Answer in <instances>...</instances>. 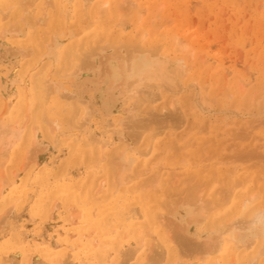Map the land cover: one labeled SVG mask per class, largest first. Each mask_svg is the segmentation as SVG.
<instances>
[{"label":"rangeland","instance_id":"obj_1","mask_svg":"<svg viewBox=\"0 0 264 264\" xmlns=\"http://www.w3.org/2000/svg\"><path fill=\"white\" fill-rule=\"evenodd\" d=\"M19 1L0 0V127L12 120L18 126L28 120L29 127L24 124L23 136L8 151L0 143L5 155L0 156V264H49L47 256L53 253L55 259L73 264H223L224 244L217 254L197 256L179 250L171 236L183 224H193L183 231L194 243L216 234L209 217L193 222L184 204L197 189L196 195L213 201L209 206L221 222L240 206L233 208L231 202L240 203L251 192H258L255 205L264 206V0H109L105 7L103 0H92L87 12L80 0ZM94 8L103 17L83 31V21L97 14ZM23 14H33V24L25 23ZM10 24L20 25L21 33L6 31ZM134 46L149 75L155 72L146 80L120 72L119 55L128 58ZM33 135L36 154L28 145ZM118 166L130 169L134 178L119 183ZM159 169L162 185L151 190L148 181ZM81 193L89 198L86 208L92 207L93 219L87 225L82 218L80 229L69 223L66 204ZM53 200H60L59 208L51 212ZM161 219L174 227L163 228ZM141 240L144 246L138 249ZM256 249L257 244L231 253L228 264Z\"/></svg>","mask_w":264,"mask_h":264},{"label":"bare ground","instance_id":"obj_2","mask_svg":"<svg viewBox=\"0 0 264 264\" xmlns=\"http://www.w3.org/2000/svg\"><path fill=\"white\" fill-rule=\"evenodd\" d=\"M21 1V0H20ZM19 1V2H20ZM23 1V0H22ZM34 1H36V0H33V3H34ZM44 1V0H43ZM49 1V0H48ZM47 1V2H48ZM81 2V4H83L82 6L84 7L83 8V11L85 10L86 12L88 11L87 9L89 8V6H88V8H87V6L86 5H88L89 3H90V1H92V0H80ZM101 1V0H100ZM125 1V0H124ZM132 1V0H131ZM137 1V0H136ZM26 2H30V0H28V1H26ZM31 2H32V0H31ZM30 2V3H31ZM103 2V3H102ZM108 2H109V0L107 1V0H103V1H101V3H102V5L101 6H103V7H105L104 5H106L107 6V4H108ZM111 3L113 2V1H110ZM115 2V1H114ZM9 3V5L8 6H10V2H8ZM7 3V4H8ZM18 3V2H17ZM29 3V4H30ZM46 3V2H45ZM45 3H43L42 2V4H44L45 5ZM97 3V4H98ZM124 3V2H123ZM132 3H134L133 1H132ZM21 4V3H20ZM41 4V5H42ZM48 4H51V3H49L48 2ZM98 4V5H99ZM113 4V3H112ZM120 4H122V2L120 3ZM125 4V3H124ZM136 4V3H135ZM141 4V3H140ZM26 3L25 4H23V6H25L26 7ZM52 5V4H51ZM90 5V4H89ZM99 5V6H100ZM126 5V4H125ZM134 4H132V6H133ZM22 5H19V7H21ZM23 6H22V8H23ZM30 6V5H29ZM46 6V5H45ZM44 6V7H45ZM85 6H86V8H85ZM131 6V7H132ZM137 6V5H136ZM142 6V5H141ZM24 7V8H25ZM96 7V6H95ZM116 7H119L118 5L116 6ZM4 8V7H3ZM10 9H11V7H9ZM21 8V9H22ZM26 8H28V7H26ZM47 8V7H46ZM97 8V7H96ZM96 8H94V10H95V13H96V11H97V14L95 15V16H91L90 18L88 17L85 21H83L84 22V24L82 23V25L81 26H83L85 29H83V31L84 30H86V29H88L89 27H91V26H95V24L100 20L99 19V15H100V13L101 12H98L99 11V9L98 10H96ZM126 8V7H125ZM124 8V9H125ZM133 8V7H132ZM137 8V7H136ZM90 9V8H89ZM103 9V8H102ZM106 9V8H105ZM133 9H135V8H133ZM133 9H131V11L133 10ZM138 9H140V7H138ZM3 10V9H2ZM26 10V9H25ZM32 10V9H31ZM46 10V9H45ZM93 10V11H94ZM127 10V9H126ZM21 11H24V10H21ZM102 11V10H101ZM128 11H130L129 10V8H128ZM139 11V10H138ZM140 11L141 12H139V13H142L143 11H142V9H140ZM9 12V11H8ZM7 12V13H8ZM42 12H44V11H42ZM41 12V13H42ZM29 14H30V11L28 12ZM32 13V12H31ZM104 13V15H105V12H103ZM106 13H108V12H106ZM132 13V12H131ZM44 14H46V13H44ZM43 14V15H44ZM82 14V13H81ZM87 14V13H86ZM136 14V13H135ZM42 15V14H41ZM41 15L39 14L38 16H40L41 17ZM52 15V14H51ZM151 15V14H150ZM19 16V15H18ZM23 16H24V14H23ZM27 16H29L28 14H27ZM31 16H33V14L31 15ZM31 16L30 17H23V18H21V19H23V21L26 23V22H32V19H31ZM100 16H102L103 17V15L101 14ZM21 17H22V14H21ZM86 17V16H85ZM136 17V16H135ZM139 17V16H138ZM1 18H2V16H1ZM101 18V17H100ZM4 19V18H3ZM102 19V18H101ZM153 19H154V17H153ZM35 20V19H34ZM88 20H89V22H88ZM20 21H22V20H20ZM38 20H36V22H37ZM42 21V20H41ZM44 21V20H43ZM15 22H17V21H15ZM18 22H19V20H18ZM41 23V22H40ZM43 23V22H42ZM123 23V22H122ZM18 24V23H17ZM17 24H10V26L12 27V28H10V26H8V28L9 29H7L6 31H14V35L16 34V35H18L19 33H21L20 32V28L21 27H19ZM27 24H29V23H27ZM32 24H33V22H32ZM34 24H35V22H34ZM45 24V23H44ZM121 24V23H120ZM24 25V24H23ZM23 25H22V27H23ZM29 25H31V24H29ZM37 25V24H36ZM85 25V26H84ZM118 25V24H117ZM123 24H121V26H122ZM6 26V25H5ZM40 26V25H39ZM78 26H80V25H78ZM124 26V25H123ZM149 26H151V25H149ZM2 26H0V29H1V31H2V29L3 28H1ZM125 27V26H124ZM19 28V29H18ZM34 28V27H33ZM79 28V27H78ZM96 29V28H95ZM94 29V30H95ZM75 30V29H74ZM80 30V29H79ZM5 31V32H6ZM21 31L23 32L24 30L23 29H21ZM80 31H82V29L80 30ZM79 31V32H80ZM76 32V31H75ZM78 32V33H79ZM123 32V31H122ZM12 33V32H11ZM81 33V32H80ZM79 33V34H80ZM97 33V32H96ZM5 34V33H4ZM6 34H7V32H6ZM33 34V33H32ZM60 34V33H59ZM75 34V33H74ZM77 34V33H76ZM78 34V35H79ZM86 34H88L87 33V31H86V33H85V35ZM13 35V34H12ZM55 35V34H54ZM84 35V36H85ZM143 35H146V32L144 31V33L142 34V36ZM22 36V35H21ZM188 36V35H187ZM192 36V35H191ZM14 37H16V36H14ZM190 37V36H189ZM1 38H3L2 36H1ZM141 38H143V37H141ZM176 40H174L173 42H174V44L176 43V41H177V44H178V40H177V38H175ZM188 39V38H187ZM190 39V38H189ZM36 40V39H35ZM49 40H52L51 38H49ZM172 40V39H171ZM182 41H184V40H182ZM46 42L48 43V41L46 40ZM45 42V43H46ZM88 42V41H87ZM86 42V43H87ZM196 42H198V41H196ZM46 43V44H47ZM86 43H85V45H86ZM184 43V44H183ZM49 44V43H48ZM88 44V43H87ZM180 44H181V42H180ZM182 44L183 45H185L184 47L186 48V46L188 45H186L185 44V41L184 42H182ZM51 45V44H50ZM84 45V46H85ZM105 45H106V43H105ZM29 46V45H28ZM47 46V45H46ZM104 46V45H103ZM179 46V45H178ZM2 47V46H1ZM45 47V46H44ZM48 47V46H47ZM86 47V46H85ZM98 47V46H97ZM100 47V46H99ZM115 47V46H114ZM123 47V46H122ZM135 47V46H134ZM137 47H139V46H137ZM7 48H9V47H7ZM7 48H6V50H7ZM29 48V47H28ZM183 48V47H182ZM17 49V48H16ZM24 49V48H23ZM22 49V50H23ZM45 49V48H44ZM104 49V48H103ZM112 49H114L115 50V52H117V50H116V48H112ZM132 49V48H131ZM137 48L135 47V49H133L132 50V55L131 56H129L128 58L126 57H122L121 56V54L119 55V61H120V72L121 73H123L122 75H124L125 73H127V72H130V73H132L133 75H135V74H140L141 76H142V79H144V80H146L147 79V77L149 76H151V74L152 75H155V72L153 71V73H151V71H150V75H149V73L147 72V70L145 69L146 68V66H145V63H144V61L142 60V59H140L139 58V55H137V54H139V52L136 50ZM145 49V48H144ZM143 49V50H144ZM178 49V48H177ZM9 50V49H8ZM25 50H27V48L25 49ZM78 50V49H77ZM85 50V49H84ZM87 50V49H86ZM105 50V49H104ZM140 50V49H139ZM156 50V49H155ZM29 51H31V50H29ZM71 51V50H70ZM83 51V50H82ZM124 51H127V49L126 50H124ZM149 51V50H148ZM147 51V52H148ZM22 52V51H21ZM24 52V51H23ZM45 52H46V50H45ZM114 51L112 50L111 52H110V54L111 53H113ZM150 52V51H149ZM149 52H148V54H149ZM25 53H28V51H26V52H24V53H22L23 55L25 54ZM71 53V52H70ZM76 53H77V51H76ZM128 53V52H127ZM141 53V52H140ZM150 53H157V52H150ZM4 54V53H3ZM30 54V53H29ZM34 54V53H33ZM83 54V53H82ZM26 55V54H25ZM32 55V54H31ZM90 55V54H89ZM29 56V55H28ZM80 56V55H79ZM78 56V57H79ZM85 56V55H84ZM86 56H88V55H86ZM117 57V56H116ZM85 58V57H84ZM118 58V57H117ZM80 59V58H79ZM83 59V58H82ZM127 59V60H126ZM86 60H87V58H86ZM90 60V59H89ZM185 60H187V59H185ZM184 60V58L182 59V58H180L179 57V60L178 61H185ZM82 61V60H81ZM117 61V60H116ZM84 62V61H83ZM88 62V61H87ZM87 62H85V63H83L84 64V66H85V64L87 63ZM92 62V61H91ZM100 62V61H99ZM90 62H88V64H89ZM103 63V62H102ZM180 63H183V62H180ZM75 64H77V63H75ZM79 64V63H78ZM83 64H81V66L79 67L80 69H83L82 68V65ZM93 64V63H92ZM87 65V64H86ZM94 65V64H93ZM186 65V64H185ZM78 66V65H77ZM107 66V65H106ZM181 66H184L183 64L181 65ZM190 66V65H189ZM91 67H92V65H91ZM75 68V67H74ZM107 68V67H106ZM103 69V68H102ZM102 69H101V73H103L102 72ZM104 70H105V68H104ZM107 70H108V68H107ZM74 72V71H73ZM105 72H107V71H105ZM108 72H110V71H108ZM181 72H183V71H181ZM187 72V71H186ZM40 74H42V73H40ZM94 74H96V73H94ZM99 75V74H98ZM40 76V75H39ZM45 76H46V74H45ZM94 76V75H93ZM96 76V75H95ZM102 76V75H101ZM100 76V77H101ZM36 77H38L37 75H36ZM99 78V77H98ZM38 79H35L34 81L36 82ZM92 80V79H91ZM94 80V79H93ZM102 80V79H101ZM123 80V79H122ZM41 81V80H40ZM101 82V81H100ZM111 82V81H110ZM121 82V81H120ZM124 82V81H123ZM128 82V81H127ZM37 83V85H38V82H36ZM42 83V82H41ZM40 83V84H41ZM133 83V82H132ZM132 83H126L125 85L126 86H130V84H132ZM44 84V83H43ZM244 84V83H243ZM46 85V84H45ZM120 85V84H119ZM123 85V84H122ZM38 86H40V85H38ZM37 86V87H38ZM118 86V85H117ZM49 87H50V85H49ZM48 87V88H49ZM54 87V86H53ZM120 86H118L117 87V89L119 88ZM145 87V86H144ZM152 87H154V86H152ZM158 87V86H157ZM36 88V87H35ZM111 88V95L113 96V97H115L116 95H117V90L115 91V89H116V86H112V87H110ZM126 89H127V87H125ZM44 89H45V86H44ZM155 89V88H154ZM23 90V89H22ZM52 90V89H51ZM50 90V91H51ZM55 90V89H54ZM157 90H158V88H157ZM34 91H36L37 92V90H34ZM47 91V90H46ZM119 91V90H118ZM146 92H147V90H145ZM144 90H143V92H145ZM152 92H153V88H152V90H151ZM122 92H124V91H122ZM155 92V91H154ZM48 93H49V89H48ZM104 93V92H103ZM149 93V92H148ZM147 93V94H148ZM47 94V93H46ZM49 94H51V93H49ZM49 94H48V96H49ZM140 94L141 93H139V96H140ZM147 94H143L144 96L145 95H147ZM155 93H154V97H155ZM157 95H158V92H157ZM35 96H36V94H35ZM42 96H44V95H42ZM152 96H153V93H152ZM152 96H149V99H150V101L152 100ZM159 96V95H158ZM141 97V96H140ZM151 97V98H150ZM153 97V98H154ZM71 98H73V96L71 97ZM103 98L105 99V98H107V94H105L104 96H103ZM157 98V97H156ZM155 98V99H156ZM159 98V97H158ZM140 99H142V98H140ZM140 99H138V101L140 100ZM147 99H148V97H147ZM148 99V100H149ZM174 99V98H173ZM175 100V99H174ZM173 100V101H174ZM46 101V100H45ZM48 101V100H47ZM46 101V102H47ZM138 101H137V103H138ZM152 101H154V99L152 100ZM151 101V102H152ZM172 101V102H173ZM39 102V101H38ZM136 102V101H135ZM141 102V101H140ZM143 102V101H142ZM141 102V103H142ZM172 102H170L171 104L170 105H173L172 104ZM137 103H136V105H137ZM2 105H3V103H2ZM8 105V104H7ZM6 105V103H5V106H7ZM38 105V104H37ZM139 105H141V104H139ZM20 106H21V104H20ZM138 106V105H137ZM23 107H24V105H23ZM22 108V107H21ZM139 108V107H138ZM87 109V108H86ZM140 109V108H139ZM262 109H264V104H262ZM3 110V109H2ZM261 110V109H260ZM3 111H5V110H3ZM8 111V110H7ZM22 111H24V110H22ZM80 111V110H79ZM137 111V110H136ZM44 113H45V111H44ZM78 114H79V112H77ZM15 114V113H14ZM176 114V113H175ZM24 115V114H23ZM43 116L45 115V114H42ZM139 115V114H138ZM169 116V115H168ZM176 117H177V115H175ZM27 117H28V115L26 116V119H27ZM46 117V116H45ZM85 117V116H84ZM132 117V116H131ZM151 117V116H150ZM28 118H30V117H28ZM34 118V117H33ZM42 118V117H41ZM40 118V119H41ZM47 118V117H46ZM18 119V118H17ZM16 119V120H17ZM22 119H24V118H22ZM35 119V118H34ZM148 119V118H147ZM171 119H173L172 117H171ZM175 119V118H174ZM45 120V119H44ZM51 120V119H50ZM135 120H136V118H135ZM150 120V119H149ZM28 121V120H27ZM27 121H26V123H23V126H18L17 125V122H14L13 123V120H12V124H9V123H11L10 121H8L9 123V125H7V127H5V128H3L5 125H6V123H4L3 124V122H2V124L4 125L2 128H3V130H2V128L0 129V135H1V149H3V148H5V150H7L8 148H10V147H12V145L15 143V140H18L19 138H21L22 136H23V132H22V129L24 128V126L25 125H27ZM131 121V120H130ZM134 121V120H133ZM142 121H143V119H142ZM174 121V120H173ZM21 122H22V120H21ZM36 122V121H35ZM50 122V121H49ZM141 122V121H140ZM145 122V121H144ZM144 122L142 123V124H144ZM29 123V122H28ZM43 123V122H42ZM51 123H53L52 121H51ZM1 124V125H2ZM25 124V125H24ZM38 124V123H37ZM46 124V123H45ZM139 124V123H138ZM146 124V123H145ZM20 125V124H19ZM43 125V124H42ZM52 126H53V124H51ZM51 125H50V128H52L51 127ZM28 126V125H27ZM141 126V125H140ZM29 127V126H28ZM31 127V126H30ZM38 127V126H37ZM142 127V126H141ZM53 128H54V126H53ZM144 128V127H143ZM48 129V128H47ZM139 129V128H138ZM2 130V131H1ZM44 130H46L45 129V127H44ZM54 130V129H53ZM143 130V129H142ZM33 131H34V128H33ZM137 131V130H136ZM49 132V131H48ZM138 132H139V130H138ZM137 132V133H138ZM31 133V132H30ZM47 133V132H46ZM54 133V132H53ZM135 133V132H134ZM48 134H50V133H48ZM52 135V134H51ZM140 135V134H139ZM170 135V134H169ZM34 136L35 135H33V137H32V139H30L31 141H30V143L31 144H28V145H31V151H33V153L35 152L33 149V147H32V144L34 145V143H35V140H34ZM137 136V135H136ZM136 136H134V137H136ZM25 138H27V137H25ZM93 138V137H92ZM28 139V138H27ZM170 141V140H169ZM90 142H92V141H90ZM132 142V141H131ZM150 142V141H149ZM148 142V143H149ZM29 143V142H28ZM92 143H94V141L92 142ZM128 143V142H127ZM151 143V142H150ZM161 143H162V141H161ZM91 144V143H90ZM163 144V143H162ZM167 144V143H166ZM26 145V144H25ZM26 146V147H29V146ZM96 146H97V144H95ZM101 145H103V144H101ZM127 146V145H126ZM25 147V148H26ZM41 147V146H40ZM45 147V146H44ZM150 148H151V146H149ZM148 147V148H149ZM167 147H168V145H167ZM13 148V147H12ZM37 149V148H36ZM165 149V148H164ZM168 149H169V147H168ZM4 150V149H3ZM25 150V149H24ZM23 150V151H24ZM26 150H27V148H26ZM98 151H99V153L101 152V150H102V148H99V149H97ZM169 150H171V149H169ZM8 151V150H7ZM121 151V150H120ZM148 151H150V149H148ZM148 151L144 154V156L148 153ZM164 151V150H163ZM6 152V151H5ZM97 152V151H96ZM27 153H28V151H27ZM31 153V152H30ZM32 153V155L31 156H29L30 157V159H31V157L34 155ZM141 153V152H140ZM158 153V152H157ZM165 153V152H164ZM168 153H169V151H168ZM3 154V151H2V153L0 152V156ZM24 154V153H23ZM29 154V153H28ZM35 154H36V152H35ZM98 154V152L95 154V155H97ZM4 155V154H3ZM8 155V154H7ZM20 155H22L21 153H20ZM25 155V154H24ZM27 155V154H26ZM99 155L100 154H98V157H99ZM117 155H118V153H117ZM153 155V154H152ZM5 156V155H4ZM7 158H8V156H6ZM24 157V156H23ZM116 158H114V160L116 161L117 160V162L118 161H120V157H119V155L118 156H115ZM1 158H5V157H1ZM97 158V157H96ZM113 158H111V159H113ZM6 159V158H5ZM24 159V158H23ZM29 159V158H28ZM102 159V158H101ZM4 160V159H3ZM25 160V159H24ZM32 160V159H31ZM97 160V159H96ZM139 160V159H138ZM29 161V160H28ZM32 162H33V160H32ZM35 162V161H34ZM95 162V161H94ZM96 162H98V161H96ZM116 162V163H117ZM145 162V161H144ZM36 163V162H35ZM81 163V162H80ZM155 163V162H154ZM162 163V162H161ZM109 164H111V163H109ZM113 164V163H112ZM115 164V163H114ZM137 164V163H136ZM120 165H121V163H120ZM139 165V164H138ZM114 166V165H113ZM115 166H116V164H115ZM124 166V165H123ZM112 167V166H111ZM151 167V166H150ZM155 167V166H154ZM113 168H115V167H113ZM140 171V170H139ZM145 171V170H144ZM116 172V175H115V178L117 179V181L119 182V183H121V184H123V182H125L126 181V179H128V178H132V176H133V174H131L130 173V169H125V168H123L122 166H118V170H116L115 171ZM150 172V171H149ZM140 173V172H139ZM138 173V174H139ZM142 173V172H141ZM145 173V172H144ZM144 173H143V175H144ZM137 174V175H138ZM154 174V173H153ZM162 173H161V171H160V169L158 170V171H156V173L154 174V176L152 177V179L150 180V181H148V185H147V188H150L151 190H152V188L153 189H155V187L157 188L156 190H159L158 188H160V186L162 185V183H161V178H162ZM175 175V174H174ZM112 176V175H111ZM177 176V175H176ZM113 177V176H112ZM104 178V177H103ZM133 178H134V176H133ZM151 178V177H150ZM12 179V178H11ZM112 179V178H111ZM137 179V178H136ZM112 180H114V179H112ZM111 180V181H112ZM129 180V179H128ZM130 180H133V179H130ZM9 181H11V180H9ZM8 181V182H9ZM104 181V180H103ZM115 181V180H114ZM12 182V181H11ZM131 182V181H130ZM146 182V181H145ZM13 183V182H12ZM117 183V182H116ZM129 183V182H128ZM98 184V183H97ZM113 184H115V183H113ZM125 184V183H124ZM127 184V183H126ZM103 185L104 184H101V185H99L98 186V191L99 190H102V188H103ZM143 185V184H142ZM116 186V185H115ZM114 186V187H115ZM97 187V186H96ZM199 187V186H198ZM197 187V188H198ZM3 189V188H2ZM138 189H139V187H138ZM150 189H148V190H150ZM195 189V188H194ZM197 191H199L200 192V190L199 189H197L196 190V193L194 194L193 192V196H187V195H185V196H187V197H185V203L184 204H187L188 205V207H189V211H190V213H191V215H192V218L193 219H191V220H193V222H197L198 223V221L201 219V218H205V217H209L210 219H211V224H212V226H210L211 228H210V230L212 231V230H214L215 231V235L214 234H212V236H210L208 239H206V240H204V243H202V244H198L197 243V241H196V243H194L193 241H191V238H189L188 239V237L189 236H184L185 234H184V231H186V230H189V228H191V227H193V224L192 225H181V226H177L176 227V229L177 230H175L174 231V229L172 228L171 230H168L169 231V233H170V235H171V232L170 231H174L175 233L174 234H172V238L175 240V243H179V245H180V247L179 248H182V249H179V250H190L191 252H193V253H196V255L198 256V254L197 253H199V255L200 254H205V253H210V254H217L218 252H220V250H221V248H222V245L221 244H224L223 245V253H222V259H223V264H228V261L230 260V257L233 255L234 256V253H238L239 251L238 250H243V248H247V250H249V249H251L254 245H256L257 244V249L253 252H251V253H249L248 254V256L247 255H243L242 253V255H240L239 256V258H238V260H236L237 261V264H264V206H259V205H255V200L257 199V197H258V192H251L249 195H244V196H242V199H241V202L239 203V201L237 202V200L236 201H232L231 203L232 204H230L233 208H237L238 206L237 205H239L240 204V206L238 207V210L237 209H235V213L231 210V211H228L226 214H225V217H226V215H228L229 214V216H228V218H226V220H224L225 222H221L220 221V218L217 216V214L216 213H213V211H212V209H213V207H210L209 205H210V203H212L213 201H209V200H203L202 199V195H201V193H199L198 195H196L198 192ZM194 192H195V190H194ZM3 193V192H2ZM61 193V192H60ZM59 193V194H60ZM93 193V192H92ZM13 195V194H12ZM83 195V193H81L80 194V196H78L77 197V199L76 200H74V202H67L68 204H66L67 206H66V213H67V218H68V221H69V223L71 224V225H75V226H78L79 227V225L81 224L80 223V221L82 220V218H83V220L84 219H86V221H87V225H89V224H91V220L93 219V214H92V212H91V209H92V207H90V209L89 208H86V206H89L90 204V202L88 203V201H89V198H88V196H87V198L84 196H82ZM92 195V194H91ZM110 195V194H109ZM65 196V195H64ZM231 197V196H230ZM73 198V197H72ZM103 198V197H102ZM55 199V198H54ZM210 199V198H209ZM216 200V199H215ZM221 200V199H220ZM228 200L230 201V198L228 197ZM60 200H53V202H52V204H51V206H50V209H51V212H53V211H56V210H58V208H59V205L57 204L58 202H59ZM183 202H184V200H182ZM181 201V202H182ZM225 201V200H224ZM223 202V201H222ZM228 203V201H225V203ZM51 203V202H50ZM226 203V204H227ZM216 204V203H215ZM224 204V203H223ZM177 205V204H176ZM219 205V204H218ZM217 206V205H216ZM216 206H214V208L216 207ZM64 207V206H63ZM146 208V207H145ZM220 208V207H219ZM232 208V209H233ZM45 209H47V208H45ZM49 209V208H48ZM221 209V208H220ZM218 210V209H217ZM47 211V210H46ZM49 212H50V210H48ZM48 211H47V213H46V216L48 215ZM63 211V210H62ZM6 212V211H5ZM59 213V212H58ZM61 213V212H60ZM43 214V213H42ZM41 214V215H42ZM49 214H51V213H49ZM54 214H55V212H54ZM63 214V213H62ZM151 214V213H150ZM152 214H154V213H152ZM52 216V215H51ZM65 216V215H64ZM159 217H160V215H158ZM66 218V217H65ZM154 218V217H153ZM156 218V217H155ZM189 218V217H188ZM150 219V218H149ZM152 219V218H151ZM3 220V219H2ZM157 220L158 219H156L155 220V222H157ZM186 220V219H185ZM188 220H190V219H188ZM67 221V220H66ZM109 221V220H108ZM151 221V220H150ZM220 221V222H219ZM2 222V221H1ZM151 222H153V219H152V221ZM188 222H190V221H188ZM219 222V223H218ZM171 223H173V222H171ZM151 224V223H150ZM159 224H161V226L163 227V228H165V229H169L168 227H170L169 225H171V224H169V225H167V223L166 222H164V220H162L161 219V221L159 222ZM158 224V225H159ZM174 224V223H173ZM188 224V223H187ZM190 224V223H189ZM145 226H146V224H144ZM148 225V224H147ZM177 225H178V223H177ZM91 226V225H90ZM104 226V225H103ZM119 226V225H118ZM172 226V225H171ZM78 227H76V230H77V228ZM172 227H174V226H172ZM179 227L182 229V230H179ZM80 228V227H79ZM110 228V227H109ZM81 229V228H80ZM149 229V228H148ZM193 229V228H192ZM209 229V228H208ZM73 229H70V231H72ZM111 230V229H110ZM162 230V229H161ZM160 230V233L161 232H163V231H161ZM179 230V232H177ZM184 230V231H183ZM89 231H90V229H89ZM137 231V230H136ZM145 231V230H144ZM180 231H182V233H180ZM147 232V231H146ZM151 232V231H150ZM149 232V233H150ZM164 232H165V235H163V234H161V236L163 235V238L165 239V236H166V238H167V242H169L170 241V235H166L167 234V232L164 230ZM148 233V232H147ZM158 233H159V231H158ZM159 233V234H160ZM69 234H70V232H69ZM144 234H145V232H144ZM158 234V235H159ZM68 235V234H67ZM82 235V234H81ZM147 235V234H146ZM150 235H151V233H150ZM174 235V236H173ZM76 236V234H74L73 233V235H72V238L73 237H75ZM91 236V235H90ZM69 237V236H68ZM116 237V236H115ZM121 237V236H120ZM150 238L152 237V236H149ZM71 238V237H70ZM69 238V239H70ZM171 238V240L173 241L172 243H174V240ZM155 239V238H154ZM193 239V238H192ZM139 241H140V239H138ZM143 240V239H142ZM141 240V244H140V246H138V249H141L143 246H144V241H142ZM157 240V239H156ZM166 240V239H165ZM177 240V241H176ZM194 240V239H193ZM83 242V241H82ZM97 242V241H96ZM95 242V243H96ZM120 242V241H119ZM149 242V241H148ZM159 242V241H158ZM157 242V243H158ZM165 242V241H164ZM38 243V242H37ZM78 243V242H77ZM90 243H92V242H90ZM61 244V243H60ZM73 244V243H72ZM94 244V243H93ZM154 244V243H153ZM169 244V243H168ZM62 245V244H61ZM74 245H75V243H74ZM118 245H119V243H118ZM173 245V244H172ZM176 245V244H175ZM88 246V245H87ZM94 246H95V244H94ZM102 246V245H101ZM148 246H149V244H148ZM154 246V245H153ZM174 246V245H173ZM44 247V246H43ZM49 247L50 246H48L47 248L49 249ZM104 247V246H103ZM129 247V246H128ZM137 247V246H136ZM135 247V248H136ZM159 247H162L161 245H159ZM51 248V247H50ZM57 248V247H56ZM59 248V247H58ZM130 248V247H129ZM134 248V249H135ZM157 248V247H156ZM162 248H164V247H162ZM171 249H172V247H170ZM174 248V247H173ZM176 248H177V246H176ZM176 248H174V250L173 251H175L176 250ZM39 249H41V248H39ZM55 249V248H54ZM70 249V248H69ZM146 249V248H145ZM147 249H149V247L147 248ZM165 249V248H164ZM163 249V250H164ZM46 249H45V247H44V251H45ZM75 250V249H74ZM121 250V249H120ZM39 251V250H38ZM42 251V250H41ZM127 253H128V251L127 250H125ZM134 251H136V250H133L132 252H131V250H130V252H131V254L134 252ZM143 251V250H142ZM148 251V250H147ZM149 251H150V249H149ZM161 251V250H160ZM165 251V253H166V250H164ZM187 251H186V253H187ZM238 251V252H237ZM240 251V252H241ZM49 252V251H48ZM68 252V251H67ZM137 252V251H136ZM146 252V251H145ZM155 252V251H154ZM157 252V251H156ZM155 252V253H156ZM185 252V251H184ZM239 252V253H240ZM243 252V251H242ZM45 253V252H44ZM64 253V252H63ZM77 253H79V252H77ZM76 253V254H77ZM147 253V252H146ZM153 253V252H152ZM177 254L179 253V251L177 250V252H176ZM231 253H233L232 255H231ZM50 254V253H49ZM67 254V253H66ZM70 255H71V252L69 253ZM80 254V253H79ZM110 254V253H109ZM143 254V253H142ZM157 254V253H156ZM173 254H174V252H173ZM46 255V254H45ZM68 255V254H67ZM67 255H65V257L67 256ZM120 255H121V253H120ZM123 255V254H122ZM135 255V254H134ZM145 256H146V254H144ZM158 255V254H157ZM164 255V254H163ZM179 256H180V254H178ZM182 255V254H181ZM191 255H192V253H191ZM195 255V254H194ZM63 255H59V257H62ZM75 256V255H74ZM86 256H88V255H86ZM129 256V255H128ZM130 256H132V255H130ZM151 256V255H150ZM186 256V255H185ZM237 256V255H236ZM247 256V257H246ZM28 257V256H27ZM27 257H25V259L27 258ZM69 257H71V256H69ZM81 257V256H80ZM120 257V256H119ZM142 257V256H141ZM174 257V256H173ZM172 257V258H173ZM184 257V256H183ZM9 258V257H8ZM47 258H48V261L49 262H51V263H49V264H56L57 263V261H58V264H73V263H71V261L69 262V261H63L62 262V259L61 258H58L57 257V259H55V257H54V253H53V256L52 255H49V257L47 256ZM82 258V257H81ZM104 258V257H103ZM122 258V257H121ZM124 258H126V259H128L127 258V256L126 257H124ZM152 258V257H151ZM185 258V257H184ZM237 258V257H236ZM244 258H246V259H244ZM37 259V258H36ZM59 259H61L60 261H59ZM65 258H63V260H64ZM71 259V258H70ZM83 259V258H82ZM81 259V260H82ZM117 259V258H116ZM132 259V258H131ZM156 259L157 258H155V262H156ZM160 258H158V260H159ZM161 259H162V254H161ZM231 259H232V257H231ZM28 260V259H27ZM67 260V259H66ZM73 260H75L74 258H73ZM77 260H78V258H77ZM125 260V259H124ZM128 260H130V259H128ZM127 260V261H128ZM150 260V259H149ZM152 260H153V258H152ZM162 260H164V259H162ZM173 260V259H172ZM179 260V259H178ZM33 261H36V260H33ZM39 261V260H38ZM103 261V260H102ZM120 261V260H119ZM126 260H125V262H127ZM137 261V260H136ZM161 261V260H160ZM186 261V260H185ZM222 261V260H221ZM26 262V261H25ZM31 262L32 261H29V263L28 264H31ZM45 263L44 262V260H41V261H39L38 263H36V264H39V263ZM108 262V261H107ZM129 262V261H128ZM147 262V261H146ZM146 262H145V264H146ZM151 262V261H150ZM173 262V261H172ZM178 262V261H177ZM231 262V261H230ZM33 263V262H32ZM80 263H81V261H80ZM79 263V264H80ZM83 263H85V262H83ZM120 263H121V261H120ZM154 263V262H153ZM159 262H157V264H158ZM232 263V262H231ZM2 264V263H1ZM34 264V263H33ZM45 264H48L47 262L45 263ZM86 264V263H85ZM141 264V263H140ZM166 264H168V263H166ZM169 264H170V262H169ZM178 264V263H177ZM180 264V263H179ZM214 264H217V262H214ZM234 264V263H233Z\"/></svg>","mask_w":264,"mask_h":264}]
</instances>
